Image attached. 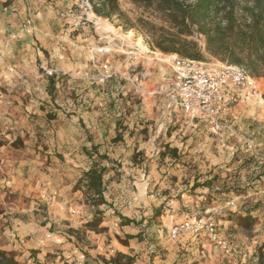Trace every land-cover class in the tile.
<instances>
[{
    "label": "rangeland",
    "instance_id": "374dc122",
    "mask_svg": "<svg viewBox=\"0 0 264 264\" xmlns=\"http://www.w3.org/2000/svg\"><path fill=\"white\" fill-rule=\"evenodd\" d=\"M117 1L125 12L124 17L100 16L85 4V0H0V6L6 7L0 11V24H5L9 30L27 28L29 34L26 40L30 41L28 48L32 54L47 59L61 56L59 62L49 61L45 69L40 68L39 72H42L44 77L60 72L59 67H73L62 74L65 78H60L57 85L50 84L36 94L31 89L29 98L19 97V91L17 94L8 91L7 83L0 85V99L3 104L0 109V153L6 152V149L12 152L20 151L27 159L37 155L39 158L36 167H49L52 164H64V167H67L69 164L76 170H82L78 171L74 187L82 193V201L87 208L88 221L78 229L83 233L86 230L106 233L111 229L109 232L112 233L121 225L126 226L125 230L133 229L136 225L134 219L131 224H123L120 220V226L111 224L108 227L105 222L117 221V217L123 216L122 214L134 216L139 220L145 207L142 203L136 204L132 198L138 183H148L149 187H152L150 194L156 193L158 183L155 187L152 186L155 182L153 174L160 178L159 176L164 174L163 170L171 168L173 164L178 167L183 165L187 171L191 170L192 177L195 176L194 185L208 187L209 190L203 199V203L207 205L212 204L213 193L228 191L229 185H235L237 181L242 183V186L237 187L238 193H241L245 183L250 182L247 173L249 164L257 167L253 179H260V176L264 175V166L258 163L255 157L234 156L213 163L211 155L202 149L211 143L215 145L212 140L207 139L206 132H195L189 128L179 132L173 127H160L155 117L146 118L142 115L144 107L152 109V114L155 112L158 102L153 101L144 90L152 87L156 81L158 68L168 64L167 60L163 61L162 58L172 54H155V51H160L152 47L150 38L140 29L127 26L131 23L129 20L135 22L137 17L151 20L153 14L150 9L137 6L129 0ZM97 2L95 0V3ZM195 32L193 38L199 45ZM13 34L17 39L22 38L19 31L13 30L0 31V39L9 40ZM14 38L13 42H17ZM131 46H134L137 58H134L132 53V57L127 58L125 50L132 48ZM97 60L109 62L114 75L108 81H99V71L95 66ZM200 60L209 65L221 63L206 52H203ZM261 79L257 84L259 92L264 96V78ZM19 84L18 82L17 85ZM13 95L16 98L13 99ZM20 99L24 104L34 102L40 110H9V105L20 104ZM88 103L91 104V109H87ZM106 106L107 116L104 110ZM242 109L244 105L238 106L237 114L243 121L245 115ZM25 113L28 114V120L22 126L8 127L4 117L9 114L20 117ZM133 116L137 118L134 119L136 127L132 129L128 127V122ZM223 117L229 120L227 106ZM90 119L97 120L98 124H91ZM63 124L74 127L76 132L64 131ZM65 133L68 135L64 136ZM169 136H173V140L180 143L177 148L171 147L165 141ZM171 143L174 146L175 142ZM173 148L174 154L170 152ZM213 149L216 148H210L211 154ZM96 151L97 154L107 156V159L99 160L107 168L103 176V201H99L94 194H85L80 181L84 170L98 159ZM214 168L218 173L212 171ZM225 199L219 206L208 209L204 207L203 214L188 217L213 219L220 234L229 241L226 235L229 228L222 220L230 218L229 214L233 212L229 208L234 205V201ZM230 201L232 204H227ZM43 202L46 206L50 205L51 196L45 195ZM97 202L99 204H96ZM167 208L171 210L172 206ZM164 210L163 204L159 203L152 217L146 218V228L156 224L155 217ZM234 219L243 227H252L258 221L257 217L248 215ZM90 221L96 222V226H87ZM119 232L125 237H118L119 241L126 243L130 234Z\"/></svg>",
    "mask_w": 264,
    "mask_h": 264
},
{
    "label": "crops",
    "instance_id": "0c3cea01",
    "mask_svg": "<svg viewBox=\"0 0 264 264\" xmlns=\"http://www.w3.org/2000/svg\"><path fill=\"white\" fill-rule=\"evenodd\" d=\"M4 8L6 9L0 6V11ZM13 30L19 31L22 38L17 39L13 34L14 36L11 35L9 40L0 39V85L7 83L8 91L11 90L15 94L19 91V97L29 98L31 89L36 94L50 84L57 85L60 78H65L62 74L73 68L59 67L60 72L44 77V74L39 72L40 68L45 69L49 61L59 62L61 56L47 59L32 54L31 49L28 48L30 41L26 40L29 34L27 28L9 30L5 24H0V31ZM13 37L17 42H13ZM131 47L125 50L127 58L132 57L131 52L135 51L134 46ZM157 53L161 54L155 51V54ZM172 55H165L166 58L162 59L170 58ZM164 65L158 68L159 74L152 87L144 90L153 101L158 102L155 112L152 114V109L144 107L142 115L146 118L155 117L160 127H173L179 132L184 128L193 129L195 132H206L207 139L212 140L215 145L211 143L202 149L207 151L206 154L211 155L213 163L234 156L255 157L258 163L264 166L262 92L241 93L230 86L224 88L223 95L232 97L225 106L234 132L218 133L212 130L207 117L185 115L178 110L167 108L164 90L170 80V67L168 64ZM87 105V109H91V104ZM241 105H244L243 121L237 114V108ZM2 107L0 99V109ZM13 109L40 110L34 102L24 104L22 99L18 105H9V110ZM101 109L103 110L104 107ZM104 110L107 116V106ZM4 118L8 127H19L28 120V114L25 113L20 117L9 114ZM136 118L137 116H133L128 122V127L132 129L136 127L134 120ZM90 123L98 124L97 120L91 119ZM63 127L68 133L71 130L72 133L76 132L74 127L66 124H63ZM165 141L171 147L177 148L180 144L177 140H173V136L167 137ZM169 141L175 142L174 146ZM211 147L216 148L212 150V154ZM38 158L37 155H32L27 159L20 151L12 152L7 149L6 152L0 153V248L12 252L20 264H107L109 258L117 254L131 257V264H264V175L260 176V179H253L257 172V167L253 164H249L250 168L247 170L250 182L245 183L241 193H238L237 187L242 186V183L237 181L235 185H229L228 191L213 193L212 204L208 205L203 203L208 187L194 185L193 172L187 171L183 165L178 167L173 164L171 168L163 170L164 174L160 175V178H156L153 174L155 182L152 186L155 187L158 183L156 193L150 194L152 187H149L148 183H138L137 191L133 192L132 198L136 204L142 203L145 207L142 211L143 216H139L141 222L139 223L134 216L122 214L135 220L136 225L133 229L125 230L126 226H120V219L117 217V221L105 222L108 227L111 224L120 226L112 233L109 232L112 229L106 233L94 230H86L83 233L78 229L88 221L87 208L82 201V193L74 187L76 177L79 175L78 171L82 170H76L69 164L67 167H64V164L36 167ZM212 171L218 173L215 168ZM159 192H161L159 198H155ZM45 195L51 196L50 205L44 204ZM225 198L234 201V205L229 208L233 212L229 214L230 218L220 219L229 228V233L226 234L230 241L229 250L225 252L214 250L206 239L191 238L188 234H180L175 239L170 238L168 230L175 223L174 221H181L194 214H203L204 207L208 209L219 206L226 200ZM159 203L163 204L165 210L155 217L156 224L146 228V218L152 217ZM167 206H172V209ZM247 215L258 219L252 227H243L234 219ZM119 231L129 233L131 236L124 244L118 239V237L125 239ZM120 260L125 262L124 257Z\"/></svg>",
    "mask_w": 264,
    "mask_h": 264
},
{
    "label": "trees",
    "instance_id": "16d2710c",
    "mask_svg": "<svg viewBox=\"0 0 264 264\" xmlns=\"http://www.w3.org/2000/svg\"><path fill=\"white\" fill-rule=\"evenodd\" d=\"M96 1L88 0L94 13L107 18L125 16L117 0ZM129 1L150 9L153 17L151 20L137 17L135 22L129 20L131 23L127 26L143 31L152 47L160 52L198 61L206 52L222 63L243 67L257 79L264 78V0ZM194 31L204 37V47L193 38ZM170 152L174 154L175 150ZM95 153L98 159L92 162L80 181L85 194H94L103 201V176L107 168L99 160L107 156ZM119 217L123 224L134 221ZM87 226H96V222L90 221ZM123 257L124 263L120 260ZM131 261V257L117 254L110 257L107 264H131ZM0 264L20 263L12 252L0 248Z\"/></svg>",
    "mask_w": 264,
    "mask_h": 264
},
{
    "label": "built area",
    "instance_id": "2783aa9c",
    "mask_svg": "<svg viewBox=\"0 0 264 264\" xmlns=\"http://www.w3.org/2000/svg\"><path fill=\"white\" fill-rule=\"evenodd\" d=\"M85 4L92 9L88 0H85ZM195 36L199 45L203 46L204 37L198 32H195ZM131 53L136 57L137 52ZM166 60L170 67V80L164 90L167 108L178 110L185 115L207 117L213 131L233 133V125L223 117L225 105L232 97L223 95V89L230 86L241 93H258V79L237 65L222 62L209 65L178 55L163 59ZM95 66L99 71V81L105 82L113 77L114 72L107 60H97ZM51 73L52 71L49 72ZM227 204L231 205L232 202ZM180 234H189L194 238L204 237L214 249L221 251L230 248L229 241L220 234L216 222L210 218L185 217L172 224L169 228L170 238L175 239Z\"/></svg>",
    "mask_w": 264,
    "mask_h": 264
}]
</instances>
